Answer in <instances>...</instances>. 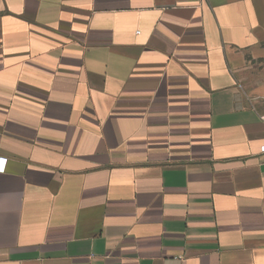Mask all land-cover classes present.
<instances>
[{
    "label": "crops",
    "instance_id": "1",
    "mask_svg": "<svg viewBox=\"0 0 264 264\" xmlns=\"http://www.w3.org/2000/svg\"><path fill=\"white\" fill-rule=\"evenodd\" d=\"M264 0H0V264H264Z\"/></svg>",
    "mask_w": 264,
    "mask_h": 264
},
{
    "label": "built area",
    "instance_id": "2",
    "mask_svg": "<svg viewBox=\"0 0 264 264\" xmlns=\"http://www.w3.org/2000/svg\"><path fill=\"white\" fill-rule=\"evenodd\" d=\"M262 119L264 120V116L262 117ZM4 162H5V159L0 158V172L4 171Z\"/></svg>",
    "mask_w": 264,
    "mask_h": 264
}]
</instances>
